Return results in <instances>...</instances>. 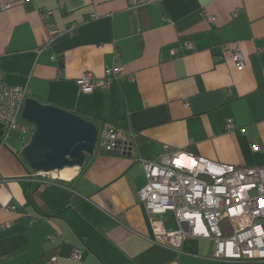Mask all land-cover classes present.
Returning a JSON list of instances; mask_svg holds the SVG:
<instances>
[{
    "label": "crops",
    "instance_id": "1",
    "mask_svg": "<svg viewBox=\"0 0 264 264\" xmlns=\"http://www.w3.org/2000/svg\"><path fill=\"white\" fill-rule=\"evenodd\" d=\"M130 6L129 0H0L6 84L138 137L134 154L96 153L68 187L32 174L20 155L28 139L21 142L17 133L0 139V264H264L215 258L205 237L187 236L179 250L155 242L153 215L137 196L145 181L141 159L158 158L165 146L264 165V0ZM47 28L52 35L44 41ZM224 42L244 54L241 69L221 49ZM118 64L123 72L107 88L83 91L76 83L87 71L96 78ZM156 217L166 229L177 228L171 209Z\"/></svg>",
    "mask_w": 264,
    "mask_h": 264
},
{
    "label": "built area",
    "instance_id": "2",
    "mask_svg": "<svg viewBox=\"0 0 264 264\" xmlns=\"http://www.w3.org/2000/svg\"><path fill=\"white\" fill-rule=\"evenodd\" d=\"M143 0H129L135 7ZM213 16H209L212 20ZM52 31L47 28L45 40ZM188 49L193 46L185 42ZM223 51L237 69L245 65V56L236 46L224 42ZM117 54H115V57ZM123 72L122 65L105 67L103 75L94 77L87 71L76 78L83 91L93 86L107 88L114 77ZM26 86L8 85L0 72V128L2 140L10 133L30 135L32 124L20 118ZM183 104L187 102L183 100ZM226 128H233L231 122ZM132 132L111 122H103L98 130L94 152L134 154ZM257 149L256 142L250 144ZM145 176L137 196L152 213L154 241L179 250L187 236L209 238L213 242L212 256L243 260L264 259V165L239 166L165 146L158 158H142ZM51 171H34V175L56 177ZM52 173V172H51ZM4 180L0 175V181ZM15 209L14 205H10ZM171 209L177 221L176 229H166L156 214ZM79 257V251L71 253Z\"/></svg>",
    "mask_w": 264,
    "mask_h": 264
},
{
    "label": "water",
    "instance_id": "3",
    "mask_svg": "<svg viewBox=\"0 0 264 264\" xmlns=\"http://www.w3.org/2000/svg\"><path fill=\"white\" fill-rule=\"evenodd\" d=\"M19 116L33 126L20 155L34 171L80 167L85 156L94 152L95 123L66 107L26 96Z\"/></svg>",
    "mask_w": 264,
    "mask_h": 264
},
{
    "label": "trees",
    "instance_id": "4",
    "mask_svg": "<svg viewBox=\"0 0 264 264\" xmlns=\"http://www.w3.org/2000/svg\"><path fill=\"white\" fill-rule=\"evenodd\" d=\"M76 112V111H74ZM79 113L82 117H84L85 119L87 120H91L92 122L95 123L96 127L98 130H100L102 124H103V120L97 118V117H94V116H88L87 114H83V113H80V112H77ZM3 138V135L0 133V139ZM137 136L134 135V133L132 132V137H131V141H132V144L134 143V141L137 140ZM96 154V152H93V154L91 155H86L85 158H84V162L83 164L79 167V170H78V173L77 175L82 172L84 170V168L86 167V165L91 161V159L94 157V155ZM22 161L26 164V162L24 161V159L21 157ZM76 175V176H77ZM75 178V175L72 176L71 178L69 179H63V178H60V177H54L52 178V181H56V182H59V183H62V184H65L67 187L71 184V182L74 180ZM73 195V193L71 194Z\"/></svg>",
    "mask_w": 264,
    "mask_h": 264
},
{
    "label": "bare ground",
    "instance_id": "5",
    "mask_svg": "<svg viewBox=\"0 0 264 264\" xmlns=\"http://www.w3.org/2000/svg\"><path fill=\"white\" fill-rule=\"evenodd\" d=\"M75 169L76 166H65L60 169H56L57 176H55L63 179H69L75 174Z\"/></svg>",
    "mask_w": 264,
    "mask_h": 264
},
{
    "label": "rangeland",
    "instance_id": "6",
    "mask_svg": "<svg viewBox=\"0 0 264 264\" xmlns=\"http://www.w3.org/2000/svg\"><path fill=\"white\" fill-rule=\"evenodd\" d=\"M19 140H21V142H23L24 143V140H26V139H28L29 138V135H24V136H16ZM76 171H78V168H76L75 169V172ZM52 172V173H51ZM49 174L51 175V174H53L54 176L56 175L57 176V174H56V170H53V171H51Z\"/></svg>",
    "mask_w": 264,
    "mask_h": 264
}]
</instances>
